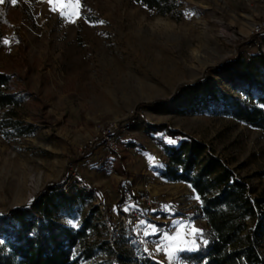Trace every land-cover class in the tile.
Instances as JSON below:
<instances>
[{"label":"rangeland","instance_id":"obj_1","mask_svg":"<svg viewBox=\"0 0 264 264\" xmlns=\"http://www.w3.org/2000/svg\"><path fill=\"white\" fill-rule=\"evenodd\" d=\"M180 2L173 16L131 0H80L78 14L65 9L63 17L49 0L0 4V71L23 98L18 118L35 130L30 136L0 131V215L26 206L48 184L62 181L66 192L76 187L86 198L61 222L79 228L89 217L88 241L96 247L94 258L79 264H113L118 254L132 264H149L148 258L190 264L181 254L206 243L194 190L155 171L163 161L157 139L176 144L177 138L147 126L164 125L205 144L252 197H264V131L230 116L192 112L183 89L206 80L210 68L253 36L264 0ZM257 49L264 53V42L248 51ZM215 82L230 88L218 76ZM131 115L136 122L122 134L120 152L96 147L89 159L78 156L102 126ZM70 165L79 166V180L68 174ZM147 191L150 209L138 202ZM122 195L128 200L122 210L137 206L146 215L137 227L117 207ZM172 247L191 250L169 260Z\"/></svg>","mask_w":264,"mask_h":264},{"label":"trees","instance_id":"obj_2","mask_svg":"<svg viewBox=\"0 0 264 264\" xmlns=\"http://www.w3.org/2000/svg\"><path fill=\"white\" fill-rule=\"evenodd\" d=\"M131 1L162 16H173L181 5L180 0ZM263 42L264 33L246 39L233 56L208 70L212 74L206 80L183 88L188 108L230 116L264 131V53L260 49L253 54L248 51L254 43ZM216 76L230 88L217 84ZM10 79L0 71V131L5 136H30L35 130L17 116L23 98L9 90ZM146 131L177 138L176 144L157 139L163 161L155 171L168 181L189 184L201 202L206 243L182 253L183 259L190 264H264V197H252L247 184L205 144L164 125L147 126ZM93 152L82 159H89ZM62 186V181L48 184L26 206L0 215V264H79L94 258L96 247L88 241L90 218L85 217L79 228L61 222L86 196L76 187L66 192ZM127 202L122 195L117 205L123 215L126 211L122 206ZM117 258L113 264L133 262L119 254ZM148 261L161 264L150 258Z\"/></svg>","mask_w":264,"mask_h":264},{"label":"built area","instance_id":"obj_3","mask_svg":"<svg viewBox=\"0 0 264 264\" xmlns=\"http://www.w3.org/2000/svg\"><path fill=\"white\" fill-rule=\"evenodd\" d=\"M251 33L252 35H259L264 33V18L253 25ZM8 41L10 43L14 42L15 36H9ZM135 122V117L131 115L128 119L122 121L121 123H117L114 121L102 126L96 136L90 138L82 145L78 152V156L83 158L86 154L90 153L96 147H102L109 153L120 152L123 141L122 134L124 132L128 133L129 131H131ZM69 175L73 176V178H75L76 180H79V166L70 165ZM138 202L144 205L146 208L150 209L152 207V201L149 191L139 195ZM123 216L131 227H137L141 222L146 220L144 211L137 206L130 207L126 212V215Z\"/></svg>","mask_w":264,"mask_h":264},{"label":"snow or ice","instance_id":"obj_4","mask_svg":"<svg viewBox=\"0 0 264 264\" xmlns=\"http://www.w3.org/2000/svg\"><path fill=\"white\" fill-rule=\"evenodd\" d=\"M6 2V0H0V4H4ZM17 3V0H11V4L15 5ZM49 4L52 5L51 10L53 12L57 11V5L59 6L60 12H61V16L63 17L65 12V9H71L72 11L69 14H78V10L80 8V0H49ZM74 22V21H73ZM102 23V22H101ZM9 42L7 40L4 41V44H8ZM197 199H199V197H197ZM128 209H125V211H127ZM70 224H72V226H76L75 223H73V221H69ZM143 223V222H141ZM193 235H199L200 233L196 230L193 229L192 230ZM177 240H180V234H177V237L175 238ZM182 242H186V241H182ZM191 243H195V241H191ZM191 249L189 248H178V247H172L170 248L166 255L168 256L169 260H172L174 258V255L178 254L180 251H189Z\"/></svg>","mask_w":264,"mask_h":264},{"label":"crops","instance_id":"obj_5","mask_svg":"<svg viewBox=\"0 0 264 264\" xmlns=\"http://www.w3.org/2000/svg\"><path fill=\"white\" fill-rule=\"evenodd\" d=\"M176 183H179V182H176Z\"/></svg>","mask_w":264,"mask_h":264}]
</instances>
